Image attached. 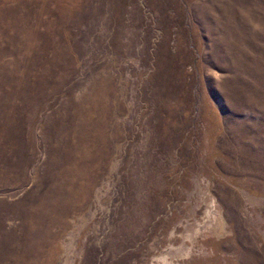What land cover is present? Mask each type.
Instances as JSON below:
<instances>
[{
  "label": "rangeland",
  "instance_id": "1",
  "mask_svg": "<svg viewBox=\"0 0 264 264\" xmlns=\"http://www.w3.org/2000/svg\"><path fill=\"white\" fill-rule=\"evenodd\" d=\"M0 264H264V0H0Z\"/></svg>",
  "mask_w": 264,
  "mask_h": 264
}]
</instances>
